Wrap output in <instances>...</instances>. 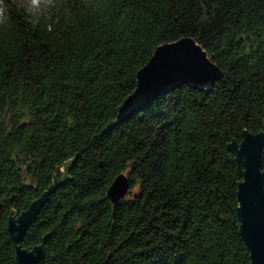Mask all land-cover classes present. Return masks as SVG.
Segmentation results:
<instances>
[{
    "label": "trees",
    "instance_id": "obj_1",
    "mask_svg": "<svg viewBox=\"0 0 264 264\" xmlns=\"http://www.w3.org/2000/svg\"><path fill=\"white\" fill-rule=\"evenodd\" d=\"M29 5L0 0V264L36 246L39 264H251L231 145L264 132V0ZM186 37L222 79L119 122L140 70ZM48 192L17 244L10 219Z\"/></svg>",
    "mask_w": 264,
    "mask_h": 264
},
{
    "label": "water",
    "instance_id": "obj_2",
    "mask_svg": "<svg viewBox=\"0 0 264 264\" xmlns=\"http://www.w3.org/2000/svg\"><path fill=\"white\" fill-rule=\"evenodd\" d=\"M221 79L219 67L193 38L186 37L162 45L138 73L137 88L121 106L118 120L124 122L130 119L160 96L183 85L209 92ZM263 148L264 132L255 135L246 132L241 143L231 145L237 161L245 168L244 180L238 186L240 207L237 217L241 222V236L250 251L251 264H264ZM129 193V178L122 174L109 188L108 198L116 208ZM49 194L34 202L28 211L10 219L9 232L17 244L25 236ZM43 253V246L33 249L17 247V264H39Z\"/></svg>",
    "mask_w": 264,
    "mask_h": 264
},
{
    "label": "rangeland",
    "instance_id": "obj_3",
    "mask_svg": "<svg viewBox=\"0 0 264 264\" xmlns=\"http://www.w3.org/2000/svg\"><path fill=\"white\" fill-rule=\"evenodd\" d=\"M26 1L28 2V4H30L29 6L31 7V9L36 10L37 7L40 6L44 0H34V1L26 0Z\"/></svg>",
    "mask_w": 264,
    "mask_h": 264
}]
</instances>
